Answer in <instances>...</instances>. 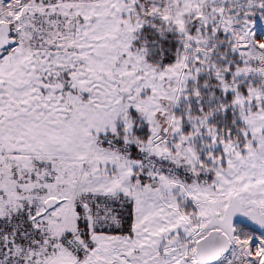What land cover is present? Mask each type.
<instances>
[{"label": "snow or ice", "instance_id": "obj_1", "mask_svg": "<svg viewBox=\"0 0 264 264\" xmlns=\"http://www.w3.org/2000/svg\"><path fill=\"white\" fill-rule=\"evenodd\" d=\"M0 264H264V0H0Z\"/></svg>", "mask_w": 264, "mask_h": 264}]
</instances>
